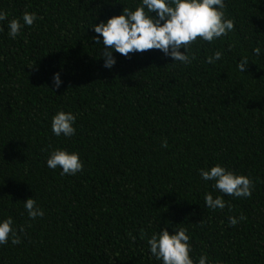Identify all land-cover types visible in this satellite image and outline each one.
<instances>
[{
    "label": "trees",
    "instance_id": "trees-1",
    "mask_svg": "<svg viewBox=\"0 0 264 264\" xmlns=\"http://www.w3.org/2000/svg\"><path fill=\"white\" fill-rule=\"evenodd\" d=\"M141 3L0 0L8 13L0 21V222L11 217L21 239L0 245V264H162L147 240L181 227L194 264L201 255L207 264H264V0H224L234 31L211 44L198 39L190 65L148 50L113 52L105 68L92 26ZM25 11L38 19L13 39L9 22L23 23ZM216 51L222 59L206 63ZM59 111L76 117L70 138L51 130ZM55 149L78 153L83 171L49 169ZM217 164L250 178L251 197L201 178ZM209 193L226 207L207 208ZM29 198L42 218L29 219Z\"/></svg>",
    "mask_w": 264,
    "mask_h": 264
},
{
    "label": "clouds",
    "instance_id": "clouds-1",
    "mask_svg": "<svg viewBox=\"0 0 264 264\" xmlns=\"http://www.w3.org/2000/svg\"><path fill=\"white\" fill-rule=\"evenodd\" d=\"M225 10L224 0H142L134 11L123 8L122 14L111 17L106 23L93 25L92 29L98 36L92 37V40L99 44V37H102L104 48L101 58L104 60L103 66L107 69H111L116 63L113 52L128 58L130 54L144 53L148 50H159L174 61L172 64L179 62L187 66L196 59L195 55L189 53L191 46L198 39L211 44L234 31L235 22L233 19L225 18ZM151 13H155V16L150 15ZM7 17L8 13L0 11V21L6 20ZM37 19L35 13L27 11L22 15L23 23L20 19H11L8 25L9 36L15 39L23 27L32 26ZM181 49L183 52L180 51ZM253 53L259 56L260 48L253 49ZM222 57L223 53L216 51L212 56L207 57L206 63L214 64ZM248 63L247 57H242L236 64L237 70L241 74L244 73ZM61 83L59 73L54 74V87L58 89ZM75 119L71 112H57L51 121L53 134L58 137L61 135L72 137L75 134L73 127ZM161 146L167 148V141L164 140ZM46 164L52 170L59 167L62 170L61 176H75L84 168L78 153H69L63 149L53 150ZM199 174L205 181H215L213 187L225 195L234 198L251 197L254 184L247 176L236 175L219 164L207 171L201 169ZM204 201L205 206L212 210H223L226 207V201L221 196L214 199L209 193L205 195ZM23 205L30 220L44 216V211L34 198L27 199ZM244 219L242 215L239 218L228 217L231 226H236ZM202 222L201 220L200 223ZM12 225L11 217L0 222V245L7 244L9 239L13 245L21 243ZM19 231L22 233L24 229L20 228ZM147 244L150 246L151 256L162 261V264H194L190 257L192 251L190 237L184 227L179 228L172 235L166 229L153 234L147 240ZM207 262L206 255L199 257L198 264H207Z\"/></svg>",
    "mask_w": 264,
    "mask_h": 264
}]
</instances>
